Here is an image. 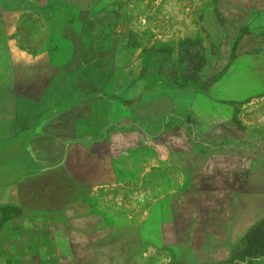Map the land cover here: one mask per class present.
I'll use <instances>...</instances> for the list:
<instances>
[{"label": "rangeland", "instance_id": "rangeland-1", "mask_svg": "<svg viewBox=\"0 0 264 264\" xmlns=\"http://www.w3.org/2000/svg\"><path fill=\"white\" fill-rule=\"evenodd\" d=\"M0 264H264V0H0Z\"/></svg>", "mask_w": 264, "mask_h": 264}]
</instances>
